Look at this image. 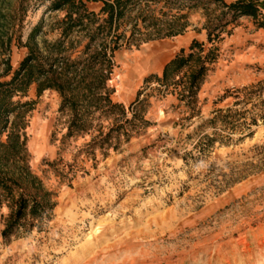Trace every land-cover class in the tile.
<instances>
[{"label":"rangeland","instance_id":"1","mask_svg":"<svg viewBox=\"0 0 264 264\" xmlns=\"http://www.w3.org/2000/svg\"><path fill=\"white\" fill-rule=\"evenodd\" d=\"M48 1L16 26L21 44L41 21L45 37L56 36L49 26L60 13H47ZM202 12L190 11L183 35L118 51L114 99L127 105L146 75L160 73L192 37L204 39L193 30ZM219 47L198 92V117L185 120L175 96L155 94L145 116L152 125L107 157L96 151L91 159L89 135L62 141L57 94L31 89L30 166L56 205L43 231L28 236L3 239L0 219V264H264V29L240 17ZM26 51L12 46L13 67ZM217 109L230 115L226 124ZM202 132L214 141L205 146Z\"/></svg>","mask_w":264,"mask_h":264},{"label":"trees","instance_id":"2","mask_svg":"<svg viewBox=\"0 0 264 264\" xmlns=\"http://www.w3.org/2000/svg\"><path fill=\"white\" fill-rule=\"evenodd\" d=\"M90 2H99V9H91ZM38 3L0 0V210L6 209L0 219L5 240L43 231L56 205V194L30 166L27 127L36 103L31 89L35 97L44 91L57 94L62 141L89 135L85 148L91 159L96 151L107 157L109 151H119L142 128L152 125L145 116L155 94L175 96L177 105L187 111L185 120L198 117V92L234 23L247 16L264 29L259 0H49L45 11L60 13L49 26L56 36L45 37L41 21L21 44L16 26H21L27 10ZM195 9L203 11L204 20L193 30L203 32L205 38L193 37L160 73L146 75L127 105L115 100L110 81L117 52L185 34L192 25L189 13ZM14 44L27 49L16 67L11 63ZM223 111L214 113L226 124L230 115H220ZM217 117L208 121L214 124ZM203 128L204 123L197 126ZM204 140L207 146L214 138L203 133L199 141Z\"/></svg>","mask_w":264,"mask_h":264},{"label":"crops","instance_id":"3","mask_svg":"<svg viewBox=\"0 0 264 264\" xmlns=\"http://www.w3.org/2000/svg\"><path fill=\"white\" fill-rule=\"evenodd\" d=\"M178 36H180V35H178ZM194 37H195V36H194ZM192 38H193V37H192ZM192 38H191V39H192ZM183 47H185V46H183ZM173 55H174V54H173ZM171 57H172V56H171ZM171 57H170V58H171ZM170 58H169V59H170ZM169 59H168V60H169ZM168 60H167V61H168ZM167 61H165L164 63H162V65H161V69H162L163 65H164Z\"/></svg>","mask_w":264,"mask_h":264}]
</instances>
